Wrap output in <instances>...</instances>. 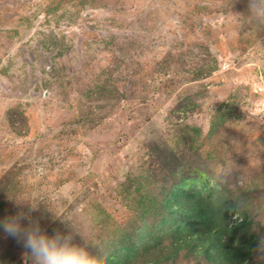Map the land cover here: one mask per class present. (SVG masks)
<instances>
[{
  "label": "rangeland",
  "instance_id": "1",
  "mask_svg": "<svg viewBox=\"0 0 264 264\" xmlns=\"http://www.w3.org/2000/svg\"><path fill=\"white\" fill-rule=\"evenodd\" d=\"M226 4L0 0V218L35 199L32 218L72 231L82 264L138 230L159 248L128 264H209L167 259L162 226V192L204 174L230 226L251 217L264 264V32L239 30ZM24 252L0 231V264H30Z\"/></svg>",
  "mask_w": 264,
  "mask_h": 264
},
{
  "label": "trees",
  "instance_id": "2",
  "mask_svg": "<svg viewBox=\"0 0 264 264\" xmlns=\"http://www.w3.org/2000/svg\"><path fill=\"white\" fill-rule=\"evenodd\" d=\"M215 192L204 174L197 179H181L162 192V210L168 212L162 226H169L167 231L173 244V254L167 259L188 250L198 257L204 256L209 264H251L261 242L258 235L251 233V217L241 211V221L230 226L228 213H223L213 198ZM147 207L144 205L142 211ZM237 210L238 206L233 205L232 211ZM135 235L136 238L126 236L121 252L100 259L98 264H128L141 248L144 254L156 255L154 250H158L160 243L155 231L138 230ZM151 262L152 259L147 264Z\"/></svg>",
  "mask_w": 264,
  "mask_h": 264
},
{
  "label": "clouds",
  "instance_id": "3",
  "mask_svg": "<svg viewBox=\"0 0 264 264\" xmlns=\"http://www.w3.org/2000/svg\"><path fill=\"white\" fill-rule=\"evenodd\" d=\"M240 2L246 3L245 11H234L235 5ZM226 10L239 25V30L261 43L257 37L264 32V0H227ZM11 200L15 202L17 211L0 218V231L22 245L24 256L30 264H82L72 231L53 229L49 232L42 227L39 220L31 215L40 206L35 199L18 197Z\"/></svg>",
  "mask_w": 264,
  "mask_h": 264
}]
</instances>
